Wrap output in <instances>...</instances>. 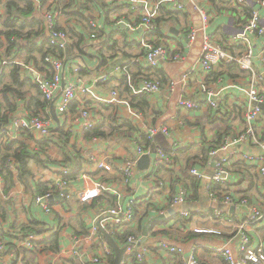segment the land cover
Instances as JSON below:
<instances>
[{"label":"crops","instance_id":"crops-1","mask_svg":"<svg viewBox=\"0 0 264 264\" xmlns=\"http://www.w3.org/2000/svg\"><path fill=\"white\" fill-rule=\"evenodd\" d=\"M4 1L2 0L1 2L4 3ZM51 1L45 0V4L41 2L42 12L39 15L37 13L38 17L45 20L44 10L49 6ZM64 1L63 8L66 7L64 9L66 13H64L63 19H60L58 26L62 29L64 27L67 31L72 28L76 29L86 36V42L89 45L87 49L88 53L84 56L78 55L76 52H73V54L69 53L67 59L64 61L67 62L66 70L64 71V83L67 84L77 80L78 74L74 69L79 67L82 70L80 74L90 85H93L98 74L105 71L112 73L111 80L107 84H99L96 87L97 91L101 92L102 95L112 89H119L124 74L117 73L116 69L130 61L142 64L141 61H143L144 55L140 44L142 34L139 27H136L138 29L133 31L129 27L123 28L117 26L118 21L121 20L126 21L128 24H138V21L134 20L131 15L127 0H107L109 4H106V0L101 2L92 0L90 3H88V0H79L74 6H72V0ZM150 1L156 4L163 0ZM190 1H184L186 8L183 11L176 10L175 6L171 3L162 4L161 9L176 10L180 12V15L174 21L169 17L165 18L167 22L161 27L162 34L157 36L151 35L150 38L154 45L159 46L164 44L171 54L179 53L182 55L180 62L161 64L159 67V72L161 73L152 77L153 81L160 84L161 92L151 96L152 114L147 117L149 123L158 127L168 128L169 137L159 134L157 141L165 151H172V156L175 158L167 154L170 161L162 164L159 167L160 170L154 176V174H151V171L154 166L155 155L152 154L150 169L143 171L137 167L136 173L130 183L122 189L123 197L121 201L127 203L131 199H134L137 202L136 206L141 210L137 221L141 219L143 212H146V216L142 221L144 223L142 224V231L139 235L135 236L140 238L141 245L147 248V253L142 261L137 259V252L140 246L135 249V252L131 256L125 253L123 262L126 264H134V258L140 262H138L139 264H181L178 255H173L162 248L163 243L177 246L183 249L184 253H190L193 249L199 248L201 256L211 264H227L221 256L215 255L210 251L212 247L229 246L236 253L239 247V236L237 234L235 237L229 234L216 236L214 234H199L194 232V229L219 228L216 222L208 219L209 214L214 209H218L217 207L219 206L210 199L207 191V184L214 176L217 163V158H212L210 154L212 150L220 148L226 140L233 141L239 135L246 132V110L249 101L246 91L252 85H256L261 95L264 96V33L250 37V45L254 51L253 71L245 72L240 66L233 69L220 66L209 75H205L200 67L204 33L211 36L216 43L230 44L233 37L240 32L241 25L245 22L246 16L243 9H240L228 0H195L194 5H198L211 15L209 24L204 29L201 15L194 9V5ZM2 3L0 4V15H4L5 13ZM40 5L38 7H41ZM109 8H112V11L107 16L106 13ZM74 12L82 13L84 19L72 16ZM260 15V24L264 29V8H261ZM90 16H96V19L93 21L98 24L96 29L92 28V32L89 28L91 26ZM80 20L83 25H81ZM192 28L198 31L197 39L193 42L188 38V33ZM119 30H124L125 32L121 33ZM92 34H96L98 36L97 39L102 38L107 42L103 46L102 53L108 61L103 66L96 54V47V53L93 49H90L91 44H95V41L90 39ZM45 35L48 37L49 30L46 31ZM111 35H113L112 39ZM44 39L40 40L43 41ZM240 48L228 45V49L237 55L240 53ZM27 56V53H25L18 60L27 64L36 63L33 60L26 62ZM139 67L138 64L132 67V75L139 73ZM85 69L88 72L84 73ZM23 72L24 76L31 78L26 71L23 70ZM212 73L219 74L217 75L219 77L215 78L216 76L212 75ZM186 74H189V77L184 80ZM172 83H176V87L170 91L169 87ZM203 86L213 90L216 94V101L219 104L218 109H214L206 103L208 97L202 92ZM58 95H61V92ZM182 101H197L201 103V107L195 111L184 109L180 106ZM57 105L58 101L55 103L56 110ZM51 106L52 103L50 105V120H52L53 126L57 128V120L53 117ZM99 106L94 107V111L97 114H93L97 116L98 124H106L105 129L107 131L112 123L110 119L108 121L111 112L102 111L99 109ZM113 107V114L115 116H125L126 109L119 106ZM27 115L28 113L21 112L16 115L15 119ZM57 118L61 124L63 121L62 117L58 114ZM74 129L75 134L70 139L71 142L68 147L69 149H73V151L76 150L74 153L78 154V157L82 159L81 163L84 165L85 170L77 180H69L68 185L63 190L54 192V201H51L53 207L52 215L44 213L34 202L37 196L36 185L38 183H50L51 185L57 183L62 177V170L64 168H67L70 174L73 173L71 165L63 162L62 151L59 146L55 148L53 146L47 156H42V160L48 163L45 168L39 167L36 163H31V169L35 175L31 191H28L18 181V176H14V187L9 192L5 191L6 196H9L10 199L5 200L0 195V201L7 210L6 219L0 216V239L4 241L7 247L11 245L15 247L14 232H21L25 226L35 219L47 223L48 229L52 233L59 229L60 252L57 254H37L33 264H93L92 259L102 254L99 237L105 238V236L100 229L97 235H91L92 227L96 218L108 206L104 205V202H100L97 205L86 206V209H83L84 206L79 201L80 193L92 187L99 177L95 175L98 171L96 164H88L86 157L94 155L99 161L112 163L114 170L105 172L108 174L110 182H121L122 175L119 172L120 168L124 163L132 161L137 157L136 148L131 146L127 137L119 135V138L118 136H114L107 139L100 137L87 139L86 132H83L79 125H75ZM253 129L255 139L261 141L264 138V110L258 121L254 123ZM219 136H222L223 140H220ZM219 141H222L220 147L215 148L216 145L214 143ZM172 142L179 143L180 145L176 151L172 150ZM31 147L36 149L35 144H32ZM53 148L59 153L56 162L51 161L49 157V153ZM244 154L253 156L263 155L264 148L257 145L253 141V137L249 136L246 141L235 146L230 145L227 151L220 153L222 156H233L229 165L230 179L227 183V194L238 200H247L249 202L248 207H236L233 214L230 212V208L223 211L226 213L225 218L233 215L237 220H244L251 206L264 210L263 182L257 167L244 161ZM191 162H193L191 166L187 167ZM195 167L203 175V178L199 179L197 192L190 186V181L187 182L188 177L191 175V170ZM84 176H86V179ZM155 178L163 180L166 186L162 191L152 195L150 191L153 179ZM174 181H180L188 190L186 203L178 207H171L169 203V196L175 189L173 186ZM5 187L6 183L4 182V189ZM20 198L25 199L27 205H22L18 201ZM66 200L70 203L67 209L63 208L62 205ZM162 209L164 212L174 209L175 214L171 215V219L156 222L149 231L148 239L145 243H142L144 227L152 219L160 216ZM184 212L191 213L193 218H185L182 215ZM57 217L60 218V221L57 220ZM178 217H182L183 221L179 222ZM101 219L99 218V220ZM59 222L61 223L58 224ZM99 222L97 221L96 225ZM135 227H137L135 228L137 231L138 225ZM249 236L252 244H264V220L250 227ZM75 238L80 239L79 250L88 255V258H90L89 262L85 261L83 263L71 254L75 246ZM39 240H42V236H40ZM116 243L120 247L126 246V242L121 243L120 241H116ZM112 252L114 254L113 250ZM11 259L9 253L3 255L1 264L10 262ZM108 264H110V260Z\"/></svg>","mask_w":264,"mask_h":264},{"label":"built area","instance_id":"built-area-1","mask_svg":"<svg viewBox=\"0 0 264 264\" xmlns=\"http://www.w3.org/2000/svg\"><path fill=\"white\" fill-rule=\"evenodd\" d=\"M38 5L41 4V0H34ZM185 0H163L156 4H153L150 0H127L130 5L131 15L134 20L138 21V24H128L126 21L121 20L118 21L117 26L126 28L129 27L131 30L135 31L139 27L141 30V40L140 44L142 46L144 55L142 65L145 68L156 69L159 68L161 64L167 62H180L182 60V55L179 53L171 54L168 51L166 45L161 44L159 46L154 45L150 38L152 33L156 30V25L154 22L160 16V9L162 4L171 3L175 6L176 10L183 11L186 8L184 4ZM231 3L238 6L240 9H250L252 15L250 18H245V22L241 25L240 32L233 37L230 44H221L213 41L212 37L208 34L204 33L203 35V44L200 55V67L205 75H209L214 69L220 66H226L228 64L236 63L240 66V68L244 71H253V58L254 51L252 46L250 45V37L255 35H261L264 33V29L260 24V10L264 8L263 0H228ZM64 0H52L49 6H47L44 10V19L46 21L49 35L48 39L52 45H57L59 48L68 49V31L58 26L60 19H63L64 11L63 3ZM106 4L109 2L106 0ZM190 3L194 5L195 0H191ZM194 9L200 13L201 19L203 22L204 29L207 28V25L210 21V14L206 10L201 9L198 5H194ZM91 17V27L96 29L98 24L93 21L96 19V16ZM56 26L60 28V30L56 29ZM198 36V31L192 28L188 33V38L191 42L195 41ZM91 40L96 42L97 35L92 34L90 37ZM228 45L243 47L240 50L238 56H235L229 49ZM18 66L21 67L22 73L24 75V71H26L34 84H36L43 97L46 101L53 103L55 98L61 92L58 105L57 112L59 116L62 117L63 121L61 122L60 128L56 130L62 129L67 135L68 139H72L75 134V125H79L83 132H87L98 125L97 116L93 113L97 114L94 111V107H97L101 104H107L111 106H119L123 107L127 110L124 117L121 115L118 117V120L121 122L122 119L131 121L135 127L139 129V138L129 139L131 146L136 148L137 157L134 160L124 163L120 168L119 172L122 175L121 182H102L96 181L92 187L85 189L79 195V201L81 204H91L94 201L98 200L104 193L111 194L118 199L117 205L115 208H111L109 210L104 211L101 215L96 218L94 225L92 227L91 235H97L99 233L98 225H96L97 221H100V225L103 229H105L108 234L111 236L114 235L113 231L109 230V226L114 228L116 226H121L125 223H130L134 220V205L137 202L134 199H131L127 203L122 202L123 197V187L128 185L132 178L134 177L137 170V161L143 155H152V147L155 146V158H154V166L152 168L151 174H153L158 166L162 164H166L170 161L168 155L166 154L165 149L161 147V145L157 141V136L159 134L164 137H169V130L165 127H158L149 123V119L141 112L133 108L129 102V100L122 99L120 95V91L115 88L110 90L108 93L103 94L97 91V85L99 84H107L112 76L110 71H105L101 74H98V77L94 81L93 85L88 84L84 77L80 74L81 68H75V72L77 75L76 81H71L65 84V87L62 88V83L64 81V71L66 70V62L59 58L54 57H46L45 64L49 66L50 74L46 70H44V65H37L36 63H24L20 60L15 62ZM136 63V61H130L127 64L120 66L116 69L117 73H123L127 77V83L129 87L133 90V93L136 95L148 94L149 96L157 95L161 92V86L159 83L150 81V80H140L136 82L131 73V65ZM7 64L6 61L1 63V66ZM263 65H264V57H263ZM44 68V69H41ZM2 73V68L0 67V74ZM189 77V74H186L184 80ZM169 90L172 91L176 87V83L170 84ZM202 92L206 94L208 99L206 103L209 104L214 109H218V102L216 101V94L213 90L208 89L203 86ZM247 95L249 97L248 107L246 110V124L247 130L244 134L239 135L238 138L233 141L226 140L223 145L211 151L210 156L216 159V171L211 181L207 184V191L210 199L217 205L223 204L227 208L231 207H248L249 202L247 200H238L233 196L224 193L221 196L218 195L219 192L212 190V185L214 183L227 184L230 179V171L229 165L231 163L232 155H220L222 151H227L229 146H235L246 139L249 136L253 137V141L257 145H260L264 148V138L261 141H257L254 136L253 125L263 113L262 105H264V96L261 95L257 86H251L247 91ZM74 103H77V113L73 114L71 112V107ZM180 106L184 109L188 110H199L201 107L200 102L194 101H182ZM22 130H29L34 133L37 139L46 137L51 138L56 135L54 131V126L52 120H45L41 117H29L24 116L22 118L15 119L10 126V129L4 130L2 134H4L5 140L15 141L21 134ZM140 137L146 139V141L150 142L151 148L146 149L141 144ZM56 138V137H55ZM179 143L172 142V150L176 151L179 147ZM244 161L255 165L258 169L260 178L263 182L264 187V154L253 156L244 154ZM88 164H96L98 170H103L105 172L113 171V165L110 162L99 161L96 156L90 155L86 157ZM10 171L14 174V176H18L17 164L15 161H11L9 164ZM70 174V171L67 168L62 170V177L57 182L51 185L53 188V192H49L47 195L36 196L35 205L42 209L44 213L47 215H52L53 207L51 203V198L54 197V192L63 190L69 183V180L66 179V176ZM191 175L197 178H203V175L200 171L195 167L191 170ZM86 179V176H84ZM153 184L151 187L150 194H157L159 191H162L166 184L163 180L153 179ZM0 195L5 200H9L10 197L6 196L4 189V178L0 172ZM188 198V191L182 187L178 186L175 192H171L169 196V203L171 207L182 206L186 203ZM249 213L245 217L244 220H237L235 216L231 215L230 217L225 218V214L223 211L214 209L210 214L208 219L216 222L219 228L215 229H194V232L199 234H214L216 236H223L224 234L239 236V247L237 253L233 251L229 246L223 247H212L211 252L215 255L221 256L227 264H264V244L260 243L258 245H254L251 242L249 236L250 227L255 224H259L264 220V210L258 209L254 206H251L248 209ZM166 212L161 210L160 214L164 215ZM185 218L191 219L193 216L189 212H184L182 214ZM198 217V216H197ZM99 218H102L99 220ZM109 225V226H108ZM229 229V230H228ZM119 230H116L117 232ZM15 237H22L20 231L14 232ZM40 236L37 234H29L24 240L17 241L15 247L10 248L5 245L4 241L0 239V264L3 255L9 253V256L12 258L10 262L3 264H14L15 261H19V264H23V255L20 252V255L17 254V250H33L35 248V242L39 240ZM100 239V248L102 250V254L98 257L92 259L93 264H108L109 258L114 255L111 247L107 243L106 239L103 237H99ZM140 238L135 235H131L127 241L126 246L128 247L126 254L131 256L135 249L140 246V249L137 252V259L142 261L147 253V248L141 245ZM80 239L75 238V246L71 254L76 257L79 261L81 260L83 263L85 261L90 260L86 253H82L79 250ZM162 248L165 251H169L173 255H178L181 260V264H211L208 260L204 259L201 256L200 249H193L190 253H184L183 249L168 245L166 243L162 244ZM12 262V263H11ZM89 262V261H88ZM122 264H126L122 262Z\"/></svg>","mask_w":264,"mask_h":264},{"label":"trees","instance_id":"trees-1","mask_svg":"<svg viewBox=\"0 0 264 264\" xmlns=\"http://www.w3.org/2000/svg\"><path fill=\"white\" fill-rule=\"evenodd\" d=\"M2 1V0H1ZM0 1V4L2 3ZM43 4H45V0H41ZM79 0H72V6L76 4ZM92 0H88L90 3ZM264 1V0H263ZM5 13L4 15H0V67L2 68V73L0 74V125H2V129L0 131V172L3 175L4 182L6 183L5 191L9 192L15 184L14 174L10 171L8 164L11 161H15L18 169V181L21 182L28 191L32 190V182L34 179V173L31 169V163H36L39 167L45 168L48 163L43 161L42 156L48 155L49 150L54 146H59L62 151L63 162L71 165L73 169V173L66 176L67 180H77L80 175L84 172L85 168L82 165L78 154H75L73 149H69V139L65 135L62 129L56 130L54 127V131L59 135V138L55 137L46 138L42 137L37 139L29 130H22L20 136L17 140H5L4 134L2 132L4 130L10 129L15 117L18 113H28L29 117H41L45 120L51 119L50 113V105L51 103L46 101L41 93L39 87L34 84L31 78H28L23 75L22 69L15 62L21 57V55L27 53L26 62L30 60L35 61L38 65H44V69L50 74V69L47 64H45L46 57H54L59 58L61 60H66L69 53L73 54V52L78 55L84 56L88 53L87 49L89 47L88 42H86V36L72 28L68 31V38L72 41L69 45L68 49L59 48L57 45H52L50 40L45 35L48 30L47 24L45 20L41 17L37 16L42 12V6L38 7V4L34 0H5L4 3ZM85 5V4H83ZM130 6V5H129ZM105 7V6H104ZM66 8V7H65ZM64 8V9H65ZM89 8V7H88ZM246 18H250L252 12L250 9H243ZM112 8H109L106 15L109 16ZM182 13V12H181ZM180 15V12L176 10L169 11L165 8L160 10L159 18L154 22L156 25V30L152 33V36L161 35V27L163 24L167 22L165 18L169 17L172 21L177 19ZM74 17H78V19H84L82 13L74 12L72 14ZM81 25L82 21L80 20ZM86 24V23H85ZM91 32L93 31L92 27H89ZM57 30H60L58 26H56ZM119 32H125L124 30H119ZM89 34V32H88ZM98 37V36H97ZM45 38L43 41L40 39ZM113 35H111V39ZM40 41V42H39ZM107 42L104 39L99 38L95 42V44H91L90 49H93L95 52V47L97 50V55L101 61V65H105L108 59L103 55L102 49L104 44ZM157 44V43H156ZM158 45V44H157ZM241 46H239L240 48ZM240 49H243L241 47ZM235 56H238L236 53H233ZM6 61L7 64L1 66V63ZM139 67V73L134 74V80L136 82L146 79L152 80L153 76L156 74H160V68L151 69L145 68L141 63H133L130 67L132 71L133 66ZM236 63L226 65L227 68L233 69L237 67ZM88 72L86 69L83 71ZM247 72V71H245ZM82 73V70H81ZM217 77L216 73H212ZM231 75V74H230ZM111 80V79H110ZM155 82V81H154ZM118 89V88H117ZM120 95L122 99L129 100L131 106L143 113L146 117L152 114L151 108V96L148 94L136 95L133 93V90L129 87L127 83L126 75L123 76L120 82L119 89ZM77 103H74L71 107V112L73 114L77 113ZM99 109L102 111L111 112L109 119L111 120V124L106 131V124L100 123L94 128L87 130L86 138H112L114 136L119 135L121 137H127L128 139L139 138V129L133 125L131 121L122 119L121 122L118 120L117 115L115 116L114 107L107 104H101ZM107 121V122H108ZM219 139H222V136H219ZM142 141L141 144L144 148H151V143L146 141L145 137H140ZM223 140V139H222ZM222 142V141H221ZM221 142L214 143L217 147H220ZM32 144H35L36 149L31 147ZM166 154L172 156V151L166 150ZM75 157H74V156ZM175 158V157H173ZM193 162L189 163L187 167H190ZM160 166L157 167L156 171L153 173L154 176L160 170ZM152 174V175H153ZM98 177V181L102 182H110L111 180L108 178V174L103 170H98L95 173ZM191 183V187L197 192V188L199 185V178L193 177L190 175L188 177L187 182ZM186 182V183H187ZM175 184V185H174ZM35 186V184H34ZM173 186L175 187L174 191L178 186H183L180 181H174ZM187 190V189H186ZM212 190L219 192L218 195L221 196L224 193H228V185L221 183H214L212 185ZM53 192V188L50 183H38L36 185V193L38 196L47 195L49 192ZM188 191V190H187ZM188 199V198H187ZM100 202H104V205H107L109 210L111 208H115L118 202V199L108 193H104L102 197L98 200L94 201L91 204H83V209H86V206L97 205ZM63 208H68L70 203L67 200L62 204ZM105 210V211H106ZM134 220L130 223H125L121 226H116L111 228L109 225V230L114 232V239L116 241H120L121 243H125L127 239L131 235H139L142 231V221L146 216V212H143L140 220L137 221L138 216L141 213V210L138 209L136 204L134 205ZM0 216L6 219L7 210L3 206L0 201ZM178 221H183L182 217L177 218ZM57 220L60 221V218L57 217ZM59 222L58 224H60ZM138 225V230L136 231L135 227ZM13 230V229H12ZM48 229L47 223L41 220H33L29 225L25 226L21 230L22 237H15V240L21 241L24 240L29 234H37L42 236V240H37L35 242V248L33 250H23V264H33L35 257L40 253H51L57 254L60 252V232L58 231L51 232ZM116 230H119L115 232ZM12 232V231H10ZM1 233V230H0ZM10 247H13L11 245ZM19 250H17V254L20 255ZM110 264L114 263V255L110 258ZM134 264H139L140 262L134 258ZM139 262V263H138ZM14 264H19V261H15Z\"/></svg>","mask_w":264,"mask_h":264},{"label":"water","instance_id":"water-1","mask_svg":"<svg viewBox=\"0 0 264 264\" xmlns=\"http://www.w3.org/2000/svg\"><path fill=\"white\" fill-rule=\"evenodd\" d=\"M64 87H65V83L63 81L62 88H64ZM59 98H60V95H58L56 97V99L53 101L52 106H51V110H52V113H53V117L55 118V120H57V124H58L57 129L60 128V125L61 124H60V121L58 120L57 116L55 115L54 110H55V103L57 101H59ZM262 109L264 110V105H262ZM1 129H2V125H0V131H1ZM157 140H158V136H157ZM154 153H155V146L153 145V147H152V154H154ZM151 163H152V157H151V155H144V156H142L139 159L138 164H137V167L139 169L143 170V171L149 170L150 167H151L150 166ZM50 200L51 201H54V198H51ZM217 208H218V210H221V211H225V210L228 209L223 204H220ZM229 210L233 214V212L235 211V207H231ZM172 214H175L174 209H171V210L167 211L164 215H160V216L155 217L154 219H152V221L144 227V231H143V237L144 238L142 240V243H145L146 242V240L148 239V236H149V231H150V229L153 227V225L156 222H163V221H166L167 219H171V215ZM98 226H99V229L102 232V234L107 239V242H108L109 246L114 251V254H115L114 264H122V262L124 261V256H125V253L127 252L128 247L127 246L120 247L116 243V241L113 239V237L110 234H108V232L105 229L102 228V226L100 225V223H98Z\"/></svg>","mask_w":264,"mask_h":264},{"label":"rangeland","instance_id":"rangeland-1","mask_svg":"<svg viewBox=\"0 0 264 264\" xmlns=\"http://www.w3.org/2000/svg\"><path fill=\"white\" fill-rule=\"evenodd\" d=\"M101 1H103V0H98V2H101ZM71 42H72V41H71L70 39H68V43L71 44ZM54 113H55L56 116H58V112H57L56 109L54 110ZM66 136H67V135H66ZM54 137L59 138V135L56 134V135H54ZM70 142H71V141L69 140V143H70ZM73 144H74V142H73ZM74 145H75V144H74ZM54 148H55V147H54ZM54 148H53L52 151H50V153H49V157H50L51 161L56 162L57 159H58V157H59V153H58V151L55 150ZM64 192H65V191H64ZM18 201H19L22 205H27V201H26L25 199H23V198L18 199Z\"/></svg>","mask_w":264,"mask_h":264}]
</instances>
